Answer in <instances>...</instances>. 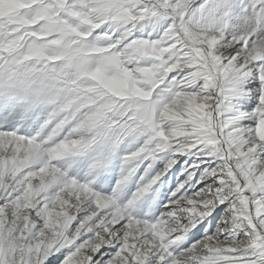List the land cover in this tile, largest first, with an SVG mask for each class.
<instances>
[{"label":"snow or ice","instance_id":"1","mask_svg":"<svg viewBox=\"0 0 264 264\" xmlns=\"http://www.w3.org/2000/svg\"><path fill=\"white\" fill-rule=\"evenodd\" d=\"M0 264H264V0H0Z\"/></svg>","mask_w":264,"mask_h":264}]
</instances>
